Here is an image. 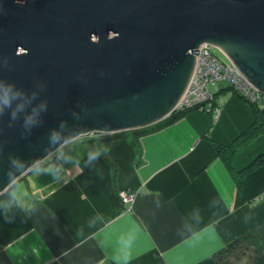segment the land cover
<instances>
[{
    "label": "water",
    "instance_id": "1",
    "mask_svg": "<svg viewBox=\"0 0 264 264\" xmlns=\"http://www.w3.org/2000/svg\"><path fill=\"white\" fill-rule=\"evenodd\" d=\"M203 43L264 94V0H0V198L77 138L167 120Z\"/></svg>",
    "mask_w": 264,
    "mask_h": 264
},
{
    "label": "crops",
    "instance_id": "2",
    "mask_svg": "<svg viewBox=\"0 0 264 264\" xmlns=\"http://www.w3.org/2000/svg\"><path fill=\"white\" fill-rule=\"evenodd\" d=\"M218 102L216 117L191 111L134 141L56 152L0 199V264H216L226 241L249 231L264 239V162L238 191L213 146L240 137L252 109L229 90ZM262 153L264 132L234 149L233 168ZM127 190L138 194L122 202Z\"/></svg>",
    "mask_w": 264,
    "mask_h": 264
},
{
    "label": "trees",
    "instance_id": "3",
    "mask_svg": "<svg viewBox=\"0 0 264 264\" xmlns=\"http://www.w3.org/2000/svg\"><path fill=\"white\" fill-rule=\"evenodd\" d=\"M212 51V47H211ZM215 56L222 62H228V60H222L219 58L216 54ZM207 88L210 90L211 93H213L215 101L217 104L220 105L218 102L219 95L229 90L232 94L237 95L239 97V94L236 92L234 87L232 85H226L224 82L219 83V86L216 90V87L209 83L207 85ZM241 97V96H240ZM244 101L247 102L253 112L254 120L252 124L241 134L240 137L236 138L234 141H232L230 144H220L213 142V146L215 149L216 154L219 156V158L224 162L225 166L229 171L232 173V176L236 182V186L238 191L240 190V186L242 183V178L246 172L251 170V168L257 164L264 162V153L259 154L251 163H249L247 166L241 168V169H234L233 165L231 163L232 160V154L234 149L239 146L247 143L248 141L254 139L255 137L259 136V134L264 130V95L260 96L259 101H252L244 98ZM221 107V105H220ZM189 112V111H188ZM170 115L169 118H167V122H172L179 117L183 116L176 114ZM186 112L184 113V115ZM146 132L145 128H139L135 130L130 131H123L118 132L115 134H101V133H91L87 136L86 139L81 138L79 143L83 142H97L100 146L102 143L117 139V138H123V137H133V141L136 140L139 136L143 135ZM129 134H133L132 136H129ZM79 140V139H78ZM137 143L135 142L134 145ZM53 155H50L47 157L38 167H42L44 165L51 164L54 159L51 157ZM106 158V157H105ZM108 159V158H106ZM109 161V160H108ZM109 165L112 168L113 176L115 175L116 168L112 163L109 161ZM35 168V169H36ZM25 177L22 178V180ZM21 180V181H22ZM12 189L11 188L3 197V199L10 200L12 197ZM136 194H138V191H135ZM2 199V198H0ZM213 259L216 262V264H264V239L260 236L259 233L256 231L249 232L247 234H244L243 236L233 239L231 241H226L223 246L216 250L213 254Z\"/></svg>",
    "mask_w": 264,
    "mask_h": 264
},
{
    "label": "built area",
    "instance_id": "4",
    "mask_svg": "<svg viewBox=\"0 0 264 264\" xmlns=\"http://www.w3.org/2000/svg\"><path fill=\"white\" fill-rule=\"evenodd\" d=\"M197 49L199 52L195 68L189 86L176 106V114L184 115L185 112L196 111L216 117L221 107L207 88L209 83L217 90L219 83L224 82L226 85H232L239 97L252 101L260 100L262 94L247 82L230 62L220 61L211 52L208 44H202ZM200 83L203 84L201 88L198 86ZM135 196L136 193L132 190L120 194L122 202L133 201Z\"/></svg>",
    "mask_w": 264,
    "mask_h": 264
},
{
    "label": "rangeland",
    "instance_id": "5",
    "mask_svg": "<svg viewBox=\"0 0 264 264\" xmlns=\"http://www.w3.org/2000/svg\"><path fill=\"white\" fill-rule=\"evenodd\" d=\"M212 52L214 53V54H216L219 58H221L222 60H226L225 59V57H224V55L217 49V48H212ZM243 101H244V98H242V97H240ZM189 112H191V111H189ZM188 112H186V114H187ZM201 113H204V112H201ZM207 114V113H206ZM160 124V123H159ZM158 125V124H157ZM157 125H155V126H157ZM262 132H264V130L262 131ZM81 138H83V139H86L87 138V136H82V137H80V138H77L76 140H74V142L72 141L71 143H69V144H67V145H64V146H62L61 148H59L56 152H60V151H62V150H64V149H66V148H68V147H71L72 145H74V144H76L75 146H78V145H81V144H79V142H80V140H81ZM79 139V140H78ZM86 145V144H85ZM90 146V145H89ZM78 148V147H77ZM56 152L53 154V156H55V154H56ZM45 160V159H44ZM44 160H42L40 163H42ZM22 181H20L19 183H21ZM18 183V184H19Z\"/></svg>",
    "mask_w": 264,
    "mask_h": 264
},
{
    "label": "bare ground",
    "instance_id": "6",
    "mask_svg": "<svg viewBox=\"0 0 264 264\" xmlns=\"http://www.w3.org/2000/svg\"><path fill=\"white\" fill-rule=\"evenodd\" d=\"M204 44V43H203ZM210 46V45H209ZM211 47L212 46H210V49H211ZM213 48V47H212ZM212 52V51H211ZM213 53V52H212ZM214 54V53H213ZM198 54H195V56H197ZM215 55V54H214ZM229 62V61H228ZM199 88H201L202 86H203V84L202 83H200L199 85ZM257 90V89H256ZM261 93V92H260ZM262 95H264L263 93H261ZM128 131H130V130H128ZM102 134V133H101ZM111 135V134H110ZM133 134H129V136H132ZM112 136V135H111ZM134 137V136H133ZM249 232H252V231H249ZM249 232H246V233H244V234H247V233H249ZM244 234H242V235H240L239 237H241V236H243ZM239 237H236L235 239H237V238H239ZM228 241H231V240H228ZM216 251V250H215ZM215 251L212 253V255L215 253Z\"/></svg>",
    "mask_w": 264,
    "mask_h": 264
}]
</instances>
